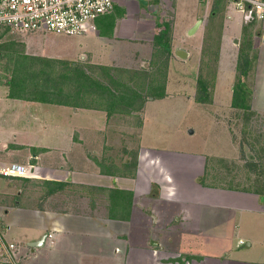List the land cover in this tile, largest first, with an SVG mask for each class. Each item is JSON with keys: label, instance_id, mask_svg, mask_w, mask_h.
I'll use <instances>...</instances> for the list:
<instances>
[{"label": "crops", "instance_id": "crops-1", "mask_svg": "<svg viewBox=\"0 0 264 264\" xmlns=\"http://www.w3.org/2000/svg\"><path fill=\"white\" fill-rule=\"evenodd\" d=\"M180 5L181 0H113L112 11L93 22L94 30L81 35L84 46L69 52L67 58L83 59L90 68H130L133 58L128 59V65H113L109 51L114 56L123 48L138 45L140 49L132 53L136 55L134 60L138 58L141 64L151 61L157 51L154 37L166 20L167 6H173L176 12ZM231 7L224 17L220 54H225L229 44L237 42L242 33L246 34L243 41L249 40L251 53L257 56L259 74L255 82L264 96V22L244 25ZM197 14L183 27L172 22L173 45L178 28L183 30L182 38L190 35ZM249 31L254 32L253 36ZM37 33L29 36L35 38ZM59 52L55 47L52 54L61 56ZM167 86L163 99L144 103L136 135L129 131L124 134L119 120L115 122V132L111 131L112 116L105 112L106 106L92 103L74 110L72 106H58V117H67L63 119L64 131H69L49 134L44 145H33L31 141L9 143L0 136V168L13 164L29 166L34 173L30 178L0 176L4 235L16 244L19 264H264V242L257 252L250 253L254 226L264 223L263 198L230 192L228 202L221 203L219 189L197 183L198 175L207 167L206 157L214 155L191 157L197 162L192 165L195 164L193 171L186 176L183 173L185 185L178 180L179 174L169 169L170 164L163 158L166 151L142 147L140 135L146 106L153 101H166ZM252 94L250 106L255 110L261 93ZM7 98L11 99L8 95ZM231 102L232 99L230 106ZM1 105L6 106L4 101ZM259 106L264 108V102ZM34 121L35 130L43 129V124ZM53 130L51 127L49 131ZM124 137L132 140V147H117L125 143ZM196 207L205 210L198 213ZM214 207H228L234 214L221 217ZM233 218L247 220L248 234L229 248L207 249L205 244L219 239L221 222ZM234 226L243 231L246 225L241 222ZM44 237L41 245L29 246ZM19 242L26 248L21 250Z\"/></svg>", "mask_w": 264, "mask_h": 264}, {"label": "rangeland", "instance_id": "rangeland-1", "mask_svg": "<svg viewBox=\"0 0 264 264\" xmlns=\"http://www.w3.org/2000/svg\"><path fill=\"white\" fill-rule=\"evenodd\" d=\"M214 1L216 0L202 3L198 0H181V5L176 12L173 6H167L166 20H163L162 24L168 22L171 25L175 21L177 25L183 27L194 13H198L194 17V23L201 20L200 26L191 36L182 38L183 30L178 28L174 45L170 38L171 55L168 63L165 61L167 54L163 50L154 52L153 59L144 61L143 64L138 58L134 60L136 55L132 54L135 53V49H140L138 45L123 48L114 56L111 50L109 51V57L114 59L113 65H128V59L133 58V61L129 63L130 68H90L83 59H68L69 52L84 46L81 36L56 35L44 31L17 33L0 26V111L3 109L0 112V136L9 143L12 141L15 144H22L31 141L33 145L41 142L44 145L49 134L60 135L62 132L69 131L67 128V131H64L63 127L65 123L63 119L67 117L64 116L61 119L57 114V111L61 109L59 107L67 105L55 103L54 99H50L51 102L47 103L37 100L41 97L56 99L52 93L56 91L53 93L56 94L60 89L62 93L58 95V99L71 102L72 110L92 103L107 107L110 93L104 91L100 95L101 90L96 87L98 83L106 85L115 92H125V84L135 90L140 88V92L143 93V95L140 94L143 97L142 100L134 101L132 106L119 104L115 106L117 111L108 115L112 116L109 119L111 131L115 132V122L119 120L118 126L123 128L124 134L129 131L136 135L137 126L142 120L144 103L150 99L151 90L158 88L165 81V87L168 85L169 92L166 101H153L146 106L145 126L140 135L142 147L154 146V149L166 151L169 155L164 153L163 158L170 164L169 169L178 173V180L184 181L185 185L187 184L186 179L182 177L183 173L185 172L186 176V173L193 171L195 164L192 165L197 162L191 157L196 158L202 154L214 155L206 157L207 167L198 175L197 183L204 188L219 189L218 196L221 203L228 202L230 192L247 193L257 196L258 199H264V108L259 106L264 102V96L261 86L255 82V77L259 74L257 73V56L251 53L253 50H249L251 49L249 46L251 70L244 81L251 96L252 93L258 96L261 93L260 99H257V103L254 104L256 111L235 108L232 102L230 106L231 90L236 81L238 50L246 34L242 33L236 39L237 42L230 43L225 50L226 53L221 56L224 17L229 14V11L231 12L232 5L228 0H219L217 5L220 6V10L210 14ZM172 14L175 15L174 20ZM249 32L253 36L254 32ZM31 33H37L36 37H30ZM195 33L197 35L190 38ZM125 45L127 44L123 46ZM51 46L52 48L47 50ZM54 46L59 49L61 56L52 54ZM176 49L185 51L187 57L176 56ZM139 55L142 54L139 53ZM24 56L27 59H23ZM16 76L25 77V82L21 80L20 83L12 85L10 82L12 78L14 82ZM113 79L118 82V85L113 82ZM199 81H203L207 86V102L195 101ZM6 94L11 99H8ZM18 95L20 99H17ZM1 100L6 105L3 108ZM24 105L32 106L33 109L24 108ZM35 106L36 110H34ZM118 110H123V113H118ZM34 120H38V124H43V129L35 130V126L32 125ZM81 121L84 122V119ZM51 127L54 128L52 132L49 131ZM123 141L125 143L118 144V148L132 147L133 142L130 138L124 137ZM109 146H112L111 142ZM171 158L174 161H171ZM213 200L216 201L215 197ZM217 208L215 210L221 217L234 214L228 207ZM196 209L198 213L202 209L205 210L203 207H196ZM1 215L3 216L2 212ZM241 222L246 225L243 231L234 226V223ZM221 223L219 239L205 244L207 249L229 248L237 244L240 237L248 234L249 225L247 226L246 219L233 218L231 221L224 220ZM262 225L254 226L256 233H252L254 236L253 248L250 250L252 254L257 252L261 247L260 244L264 242V223ZM227 232L229 233L227 237L222 236ZM19 248L22 250L26 247L19 242Z\"/></svg>", "mask_w": 264, "mask_h": 264}, {"label": "built area", "instance_id": "built-area-1", "mask_svg": "<svg viewBox=\"0 0 264 264\" xmlns=\"http://www.w3.org/2000/svg\"><path fill=\"white\" fill-rule=\"evenodd\" d=\"M209 3L212 0H198ZM244 25L264 22V0H229ZM113 0H0V26L17 33L44 31L56 35L81 36L93 31V22L110 13ZM4 178L34 177L32 167L0 168ZM0 215V264H19L17 246L4 235Z\"/></svg>", "mask_w": 264, "mask_h": 264}, {"label": "trees", "instance_id": "trees-1", "mask_svg": "<svg viewBox=\"0 0 264 264\" xmlns=\"http://www.w3.org/2000/svg\"><path fill=\"white\" fill-rule=\"evenodd\" d=\"M229 1V0H228ZM220 1L216 0L213 3V6L210 10V14L214 13L215 11L218 12L220 10V6H218ZM218 4V5H217ZM253 24V23H252ZM161 29L159 30L158 34L155 35L154 37V46L157 47V52L163 50L164 52H166L167 54V58H166V62L168 63L169 61V57L171 55V51H170V35H171V28L170 25L168 24V22H165L164 24H160L159 26ZM7 29V28H6ZM8 30V29H7ZM246 37V36H245ZM244 44L240 45L239 47V51H238V57H237V64H236V81L233 85L232 88V106H234L235 108H239L241 110L247 111V110H252L250 107V96H251V92L250 90H248L244 78H246L248 76V72L251 70V57L249 55V40L245 39ZM245 45H247V48H245ZM249 48V50H248ZM156 52V51H155ZM23 59H27L26 56L23 57ZM75 67V66H74ZM103 69H107V68H103ZM165 77V75H163ZM23 80L25 82V77H15L14 78V82L13 78L12 81L10 82L12 85L13 84H18L20 83V81ZM113 82L118 85V82L113 79ZM203 82V81H202ZM201 81L198 82V86H197V92L195 95V101L200 103V102H207V96H206V92H207V86L206 84ZM21 85V84H20ZM124 85V84H123ZM106 86V85H105ZM103 84H96V87H99V89L101 90V94L102 92H109L110 93V100H107V107L108 109H105V111L107 112V115L112 114V112H116L117 110H115V106H118L119 104H125L126 106H132L133 102L136 100H142L143 97L141 95H143V93H141L140 88L138 90L133 89L131 86H128L125 84L124 86V91L125 92H115L109 89V87H105ZM147 91V90H146ZM56 91H53V93ZM199 92V94H198ZM55 98H46V97H41L39 100V102L42 103H47V102H51L50 99H54L53 101H55V103L57 102L58 104H63L66 103L65 105L67 106H71V102L67 101V100H60L58 99V95L60 93H62V91L59 89L57 91L56 94H53ZM104 93V95L106 94ZM150 96H149V100H154V99H163L165 97V81H163L158 88L151 90L150 92ZM141 94V95H140ZM109 95V94H108ZM83 96V95H82ZM14 98V96H13ZM21 97L18 95L17 99H20ZM141 102V101H140ZM101 103H103V101L101 100ZM118 113H123V110H118Z\"/></svg>", "mask_w": 264, "mask_h": 264}, {"label": "water", "instance_id": "water-1", "mask_svg": "<svg viewBox=\"0 0 264 264\" xmlns=\"http://www.w3.org/2000/svg\"><path fill=\"white\" fill-rule=\"evenodd\" d=\"M201 24V20H198L195 25L192 27L191 31L189 32V34L191 35L193 33V31H195ZM236 41V40H235ZM175 55L178 56L179 58H186L187 57V53L185 51H183L182 49H176L175 50ZM192 133V132H190ZM45 237L42 238L40 240V242H33V243H30L29 246L31 247H37L39 245L42 244V242L44 241Z\"/></svg>", "mask_w": 264, "mask_h": 264}]
</instances>
